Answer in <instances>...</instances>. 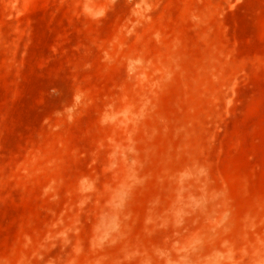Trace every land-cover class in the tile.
<instances>
[{"label":"rangeland","instance_id":"1","mask_svg":"<svg viewBox=\"0 0 264 264\" xmlns=\"http://www.w3.org/2000/svg\"><path fill=\"white\" fill-rule=\"evenodd\" d=\"M0 264H264V0H0Z\"/></svg>","mask_w":264,"mask_h":264}]
</instances>
